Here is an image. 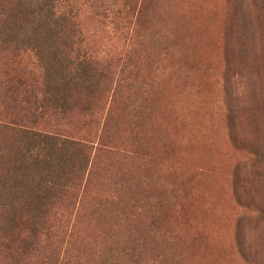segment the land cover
<instances>
[{
	"label": "trees",
	"instance_id": "1",
	"mask_svg": "<svg viewBox=\"0 0 264 264\" xmlns=\"http://www.w3.org/2000/svg\"><path fill=\"white\" fill-rule=\"evenodd\" d=\"M147 1L0 0V264H168L156 248L157 231L174 252L195 244L196 259L207 264H264V0H248L244 13L227 9L220 29L223 98L238 106H228L222 126L241 159L224 189L214 179L191 191L192 179L179 189L168 185L186 168L156 157L146 137L164 105L162 117L171 114L167 96L144 86L155 65L141 35ZM88 2L97 28L123 38L120 52L91 47L80 21ZM191 17L178 19L179 61L185 73L207 74L195 48L206 27L190 24ZM166 41L160 56L170 57ZM194 90L179 92L188 100ZM176 135L175 142L158 140L159 148L180 149ZM153 169L159 180L148 174ZM223 192L236 217L231 250L219 254L215 237L203 234L206 221L220 219L219 201L210 197Z\"/></svg>",
	"mask_w": 264,
	"mask_h": 264
},
{
	"label": "rangeland",
	"instance_id": "2",
	"mask_svg": "<svg viewBox=\"0 0 264 264\" xmlns=\"http://www.w3.org/2000/svg\"><path fill=\"white\" fill-rule=\"evenodd\" d=\"M182 4L183 0H148L141 14L140 24L144 28L141 35L145 40L146 51L149 53L147 57L152 59L155 64L154 68L146 73L144 86L148 92L160 89L163 93L162 96H167L166 100L171 105L169 117L167 119L162 117L164 105L162 110H159L150 119V132L145 134L148 142L154 146L156 157L175 158L186 168V171L179 172L176 178L175 175H171L168 185H175L179 189L181 181L192 179V185L189 187L191 191L203 186L206 188V183L209 182L210 185L214 179H218L220 188L224 189L231 167L241 159V156L226 145V133L222 126V124L226 126L224 114L228 106L229 110L233 111L237 110L238 106L235 102L225 103L223 98V82L227 81V75L224 72L225 60L221 54L220 29L227 9L235 7L244 13V10L249 9L248 0H187L188 9H183ZM91 6L92 3L88 2L83 6L84 8L82 7L80 20L84 29L89 32L91 47L109 54L114 51L120 52L123 38L118 34L111 33L108 29H105L107 31L99 30L96 25L98 19L95 17L94 9L90 8ZM160 14H162V18ZM185 15H192L190 24L199 28L206 27V34L197 41L195 48L199 54L205 57L206 64H208L207 74L198 73V71L185 73V64L179 61L181 54L179 44L183 41V37L182 32L179 34L177 30L179 29L178 19ZM165 41V44H169L168 48L173 44V51L170 57L166 56L167 59L163 55L160 56L159 51L160 44ZM254 47L257 51L259 50L257 44ZM193 51H189V56ZM187 75L191 78L185 80ZM254 79L257 80L256 77ZM181 88L183 91L192 89H196V91H192L186 100L184 93L179 92ZM237 115L235 113L233 116ZM169 126L175 132H166V128ZM217 131L220 132L219 135L216 133ZM176 133L182 138L176 143L180 149L169 152L159 148L158 145L161 142L157 143L158 140L168 138L175 142ZM164 135L167 137H163ZM192 138L197 142L192 141ZM243 159L245 158L243 157ZM152 164H156V161L154 160ZM196 170L200 173H191ZM153 171L155 174L150 172L148 174L159 180V173L154 169ZM237 176L241 180L243 179L242 166L238 167ZM205 188L201 192L205 191ZM210 199L219 201L220 219L218 222L206 221L207 229L203 235L206 240L215 237L214 247L220 251L219 254H226L231 250L230 224L236 217V211L224 192L220 197L214 196ZM175 210L178 211V205L175 206ZM173 211L171 212L173 213ZM253 228L254 223L251 220V230ZM217 233L220 234L219 240H216ZM155 235L160 236L157 239L159 244L156 248L159 252H163V257L165 254L164 260L168 261V264L174 262L207 264V258H205L206 260L196 259L199 256V249H195L197 247L195 244L188 247L185 253L183 250L186 245L179 244L174 252L176 248L171 239L163 236L159 231ZM222 263L227 264V262ZM231 264H238V262L234 260L231 261Z\"/></svg>",
	"mask_w": 264,
	"mask_h": 264
}]
</instances>
